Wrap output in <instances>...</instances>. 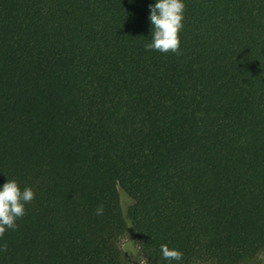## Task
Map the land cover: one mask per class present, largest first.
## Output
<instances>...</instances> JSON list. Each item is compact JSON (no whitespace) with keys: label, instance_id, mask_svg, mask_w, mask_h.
Here are the masks:
<instances>
[{"label":"trees","instance_id":"1","mask_svg":"<svg viewBox=\"0 0 264 264\" xmlns=\"http://www.w3.org/2000/svg\"><path fill=\"white\" fill-rule=\"evenodd\" d=\"M151 3L0 0V184L34 192L0 264H260L264 0H184L176 54Z\"/></svg>","mask_w":264,"mask_h":264},{"label":"clouds","instance_id":"2","mask_svg":"<svg viewBox=\"0 0 264 264\" xmlns=\"http://www.w3.org/2000/svg\"><path fill=\"white\" fill-rule=\"evenodd\" d=\"M184 10V0H153L148 5L147 20L151 27V37L144 45L145 51L161 54L178 52V34L182 30ZM33 198V190L27 186L21 190L14 179L0 184V236L8 230L16 229V221L25 215V205ZM102 213V206L97 207L95 214L99 216ZM160 253L161 259L168 261V264H180L182 253L179 250L162 245Z\"/></svg>","mask_w":264,"mask_h":264},{"label":"rangeland","instance_id":"3","mask_svg":"<svg viewBox=\"0 0 264 264\" xmlns=\"http://www.w3.org/2000/svg\"><path fill=\"white\" fill-rule=\"evenodd\" d=\"M123 249L128 253L130 257L131 264H144L143 259L136 255L134 252V245H132L128 239L122 238L121 239ZM258 260L260 264H264V251L261 252L258 256Z\"/></svg>","mask_w":264,"mask_h":264}]
</instances>
